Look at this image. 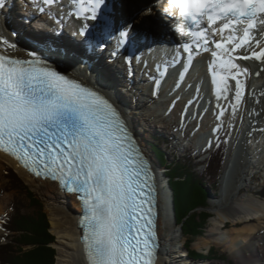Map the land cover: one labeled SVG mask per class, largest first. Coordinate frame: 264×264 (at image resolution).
I'll return each instance as SVG.
<instances>
[{"label":"snow or ice","instance_id":"6c2138e0","mask_svg":"<svg viewBox=\"0 0 264 264\" xmlns=\"http://www.w3.org/2000/svg\"><path fill=\"white\" fill-rule=\"evenodd\" d=\"M51 7L55 0H43ZM76 16L96 21L99 40L111 34V20L105 0H71ZM178 8L176 31L193 43H185L191 61L192 52L211 51L221 70L213 71V83L219 95L227 89L229 77L236 82V102L244 85L239 76V60L264 62V40L253 35L257 23L264 26V0H169ZM0 0V7H3ZM41 12L44 8L39 9ZM151 11V9H147ZM168 14V9L164 10ZM205 21L207 23L205 24ZM247 23L243 35L237 26ZM219 24V27H214ZM86 24L79 35L88 37ZM228 32L226 39L216 34ZM127 29L119 31V42L126 43ZM259 51H249L252 42ZM7 50H0V150L22 161L25 166H41L47 175L59 180L71 192H83L88 211L85 237L90 264H154L156 232L152 193L154 187L147 161L134 147L126 125L117 109L101 94L81 82L62 75L35 51L29 58L11 54L15 44L4 40ZM232 45L231 48L228 46ZM230 55L227 59L222 52ZM116 53L114 52L113 55ZM129 62L130 59H129ZM259 75V73H257ZM220 115H223V110ZM40 173L37 171L36 173ZM147 188V191H145Z\"/></svg>","mask_w":264,"mask_h":264},{"label":"bare ground","instance_id":"6f19581e","mask_svg":"<svg viewBox=\"0 0 264 264\" xmlns=\"http://www.w3.org/2000/svg\"><path fill=\"white\" fill-rule=\"evenodd\" d=\"M19 1L20 0H2L4 6L0 7V50H7V45L3 44V41L7 40L9 43L16 45L14 50H10L11 54L16 57L29 58L28 54L31 50L49 56L54 53L57 57L65 60L67 64L73 65L78 69L80 68V72L84 73L85 71L92 84L101 89L105 85L110 89L115 99L126 106L124 109L125 111H127V109L129 110L127 112L134 124L133 126H135L139 138H162L163 135H160L156 130L153 131L152 129L153 124L151 122L153 120L150 119L152 118L150 114L153 115L156 112L158 114L159 112L171 111V106L173 104L176 105L175 108L177 109L173 111V114L170 112L165 118H171L170 121L174 122L175 126H177L176 124H180L181 119L189 121L187 126L182 128L183 132L186 133L189 126L194 125L190 122L193 119V115L197 116V120H195L194 123L200 121V115L203 113L201 111L206 109L205 104L207 101L204 99L201 100L200 97H197L192 101V97L196 94V90L193 91V88L195 87L196 81L199 79L198 76L195 75V71H193L189 77H186L181 85L177 81L181 75V71L178 68L176 73L170 71L166 75V78H164V81L160 79V75L157 74L154 76L155 80L152 83H148L144 86L138 85L139 88H142L140 94L144 96V99L141 100L137 95L133 94L135 96V99L133 100L132 96L126 97L125 93L122 92L119 87V78L127 80L130 75L121 69L118 71L115 70V62L112 61L110 51L105 45L103 48V46L97 47L96 44H92L95 49L96 47L103 49V55L93 50L83 52V49L79 51L80 56L70 55L68 51L66 52L60 48V43L58 44V41L56 43L54 36L51 41L48 42L49 40L44 37L45 33L42 32L43 28H41L40 25L37 27L34 19H29L27 22L24 21L29 18V15L28 11L19 4ZM138 1L139 0H135L131 7L129 5L126 9V13L128 11L129 15L130 13L131 15H135V13L132 12L138 7ZM155 14H153V16ZM135 20L138 19L135 18ZM144 27L145 26L142 25L141 22H136V30H133L134 32L131 33L134 34L135 39L137 35L142 33ZM257 29H260L261 31L257 32V30H253V35L264 40V26L257 23ZM153 33L157 36L164 37L157 31H153ZM228 35L229 34L227 33L226 38ZM47 36L52 35L49 33ZM69 37H72V35ZM223 37H225V35ZM163 40L165 41V38H163ZM19 42L21 45L26 46L27 49H24V47L21 48L18 44ZM145 44L146 43H141V47L145 46ZM228 47L231 48L232 46ZM260 47H264V43H262ZM213 50L215 49L212 47L210 51H204L202 53L209 62V68H212L210 67V64L215 60L214 58L213 60L212 58L210 60L209 57ZM241 51L247 54L249 51H259V47L255 44V40H253L250 49H243ZM95 55L102 57H96ZM222 55L227 59L230 55L235 56L238 54L224 51L222 52ZM104 58L107 59L106 62L108 61L107 63L109 65L103 62ZM85 60H87L88 63L92 61L95 63L93 71H89V69L85 68ZM156 60L158 61V59ZM234 62L239 64L240 68L233 69V73L236 71H242L244 68L248 69V73L238 77L244 85V91L241 95L240 102H236V82L229 77L227 89L225 90L222 85L219 95L216 90L214 92L216 98L215 104L217 107L212 105L215 110H213L210 115L213 125H211L210 128L205 126L199 131L205 133V136L201 137L202 148L209 152L212 151L221 139L223 128L221 129L220 124L222 119L218 121L219 116H221V111L223 110L224 114V112L229 111V109L235 108V110H237L239 108L236 112V115L239 117L237 118L238 123L235 127V130L237 129L239 131H236V136L232 137V140H230L229 149H227L228 152L226 153L227 156L223 163V173L221 175L223 188L222 198L213 200L215 203V211H217L219 217L213 220L211 224L212 226L206 234L207 237L202 238L205 242L202 241V243L207 247H211L212 242L218 243L230 251L231 254L234 255L233 257H236V259L241 262L244 261L242 260L243 257L250 256L249 262H246L245 260L244 263L264 264V259L258 251L259 241L262 240L261 238H264V225L260 224V222H263L262 219L264 218V199L256 197L253 194L239 195L241 191L248 186V184L244 186L241 181L245 182L248 179V176L252 179L256 174V172L252 173L247 169L243 170V166L246 164L245 160L248 157L247 155H243V152H248L250 147H252V149L255 148L259 144V142L255 141H261L260 135H262L261 132L264 131V62H259L254 59L247 61L235 59ZM95 69H98V72H96ZM213 70L227 74V70H221L219 68L218 62L216 63V66L213 67ZM257 73H259V75H257ZM111 81L115 83V86L119 91L113 87L114 84ZM128 86L129 85H127L126 88H131V86ZM156 88L158 93L157 97L152 94L153 89ZM190 89H192V91H190ZM222 94H224V97H220ZM146 95H150L153 99L149 101L148 107L147 100L145 99L147 97ZM160 97H162V99H160ZM151 103H157L156 107L149 108ZM136 108L138 109L136 110ZM139 111H145L146 113L141 114V118L145 121H149L146 123L148 126L144 129L143 127L141 128L139 124L140 121L142 123L144 120L141 118L137 120L136 112ZM195 111H197L198 114H196ZM163 123L160 127H165V124ZM203 123H205V121ZM158 125L156 123V127ZM147 133H149V135L144 138ZM182 144L184 145L185 143L183 142ZM169 149V146L166 145V150L170 151ZM171 155L172 154L169 153L168 157H171ZM4 163H9L14 166L19 174L31 184L36 185L47 196L49 200L48 210L52 222V231L57 234L59 240L57 245L58 254L56 264H89L87 253L84 250V245L82 243V232L78 227V215L81 212V206L79 207V204L75 201V196L64 192L55 181L49 178L43 179L41 177L33 176L25 167L19 165V163L9 154L0 150V168L4 167ZM235 165H237V167ZM159 173L160 177L163 178V171L159 170ZM240 182L242 184H240ZM169 193L171 195V190H161L160 193L163 211H161L159 220V233L162 240L161 255L157 264H204L197 263L196 260L209 259V257L191 256L187 250L186 239L181 242L177 241L178 239H181V230L183 229L182 227L180 230L176 229L177 217H174V210L171 208L172 200L170 197L168 198ZM172 196V199H174V193H172ZM1 208L2 204L0 203V210H2ZM165 211L168 219H166ZM255 219L257 221H253ZM227 222H231L234 227L225 230L228 228ZM164 223L168 231L167 236L163 235ZM238 223L243 224L238 225ZM2 231L3 229L0 224V234ZM202 243L199 241L197 245H201ZM205 264L222 263H217L213 260L205 262Z\"/></svg>","mask_w":264,"mask_h":264},{"label":"rangeland","instance_id":"374dc122","mask_svg":"<svg viewBox=\"0 0 264 264\" xmlns=\"http://www.w3.org/2000/svg\"><path fill=\"white\" fill-rule=\"evenodd\" d=\"M120 77V76H119ZM120 83L123 81L122 78H119ZM120 86V85H119ZM147 96V95H146ZM177 109L174 108L172 109L170 112H172L171 114H173V111ZM233 109V110H232ZM229 109V111L224 112V114L222 116H219L218 121L221 120V124L220 127L222 129V134H221V139L220 141L217 143V147H216V152L217 153V157L220 154L221 151V147H223L222 149L225 150V158L227 156V152L229 149V143L230 140H232V137H235V132L239 131V130H235L236 124L238 123V117L236 115V112L239 110V108L237 110H235V108ZM146 113L145 111H139L136 112V116H137V120H139V118L142 117L141 114ZM235 113V114H234ZM229 115V116H228ZM173 116V115H172ZM171 116V117H172ZM224 116V118H223ZM197 116L193 115V119L190 121L192 124H194V121L197 120L196 119ZM203 118L205 123H203L202 125L207 126L205 124L209 123L210 121H212L211 117L209 116L208 112H205L203 114ZM171 120V118H169ZM237 119V120H236ZM174 120V119H173ZM164 121H162V119H160V121L155 120L152 121L151 123L155 124V128H160V126L162 125ZM172 121H170L171 123ZM156 123L159 127H156ZM140 127H146L143 126L141 121H140ZM166 125V122L163 123ZM145 125V124H144ZM213 125V124H212ZM204 127H201L204 128ZM264 127V126H263ZM210 128V127H208ZM169 131H161L162 133L165 134V136H171V129L168 128ZM153 131H155V129H153ZM176 134H178V132H176ZM262 135L261 136V141H255V142H259V144L252 149V147H250L248 149V152H243V155H247V159L245 160V166H243V170H249V172H256L254 178H250V176H248V179L243 182L241 181L244 186L246 184H248L247 187H245L241 193L239 194L240 196H243L244 194H253L256 197L259 198H263L264 199V131L261 132ZM149 135V133H147L145 135L144 138H146ZM149 143L152 144H148L149 146H151L152 149H156L153 148L152 145H155V143H153L152 141H150L149 139H147ZM157 146V145H155ZM162 146V145H161ZM160 146V147H161ZM225 146V149H224ZM163 147V146H162ZM161 147V148H162ZM161 148H158L159 150ZM157 149V150H158ZM218 149V150H217ZM171 151V148L169 149ZM241 150V149H240ZM239 150V152H240ZM170 151L167 150L168 153H170ZM177 153L178 155L181 156V154L183 153L182 150L177 149ZM194 155L193 158L189 162V165L192 166L193 171H195L197 173V175L201 174L206 176V181H209V184L206 185V189L208 190L207 193V198H206V205H203V207H198L197 208V212L198 213H207V218L204 222V228H203V232L197 235H193L191 233H183V230H181V239H178L177 241H183L184 239H186V244L188 245V247H190L191 249L197 250L199 253L202 252V256L203 257H209V259H204V260H196L197 263H199L198 261H200L201 263L205 262H209V261H216L217 263H222V264H247L244 263L245 260L246 262H249V258L250 256H246L243 257L242 260L244 261H239L238 259H236V257H233L234 255L231 254L230 251H228L225 247L221 246L218 243H214L212 242L211 247H207L204 243H202L204 237H207L206 234L209 232L210 227L212 226V222L213 220H215V218H218L219 215L217 213V211H215V203L213 202V200L215 199H221L222 194H223V188H222V178L221 175L223 173V165L221 167V169L218 171V173H212V174H206V172H204L205 170L204 167L207 164V162L209 161V155L206 157L205 160H201L200 157H198V152L193 151ZM197 155V156H196ZM183 157V156H182ZM171 159L173 158L172 155L170 157ZM217 159V158H216ZM215 159V160H216ZM238 162V161H236ZM188 165V166H189ZM13 167L11 164L9 163H4V167L0 168V203L2 204V210H0V224L2 226L3 231L0 234V245L8 242L11 240V236L12 235H20V233L16 234L14 232H9L4 228V223H5V218L8 217L10 214H12V203L16 200V201H21L22 202V212L23 213H30L33 211V206L30 204L29 202V198H27L26 196V190H18V189H12L9 182H8V178H6L5 175V169L6 167ZM237 167V165H235ZM235 167V168H236ZM240 167V166H239ZM15 169V168H14ZM18 172V171H17ZM19 174V172H18ZM23 179H24V183L26 184L27 188L32 189V191H34L35 193V197L37 198V200L41 201L43 204V210L45 211V213L47 214V217L49 216L50 218V214H49V210H48V204H49V200L47 198V196L45 195V193H43L36 185L31 184L28 180H26L21 174H19ZM240 182V184H242ZM240 186V185H239ZM38 188V189H37ZM51 221V219H50ZM200 221V220H199ZM253 221H257L256 219ZM263 222H260L261 225H264V218L262 219ZM243 223H238V225H242ZM164 227V232L163 235L167 236V228L165 227V223L163 225ZM176 229L180 230L181 229V225L180 224H176ZM227 229L225 230H229V228L234 227L233 224L231 222H227ZM52 222H51V230L50 233L52 234ZM56 236H54L53 234V238L52 241L50 242V244L48 245L49 247H52L55 250V260H54V264H56L57 261V254H58V236L56 233H54ZM264 234V232H263ZM264 236V235H263ZM23 238V237H22ZM21 237H19V239H22ZM262 240L259 241V248L258 251L260 252L261 257L264 259V238H261ZM201 242V245H197L198 242ZM205 242V241H203ZM218 244V245H217ZM18 244L14 243L13 244V250L16 252L19 250L18 248ZM24 247V249H29L31 248L30 246H22V248ZM169 247V244H168ZM230 252V253H229ZM196 257H199L200 255L198 253H194ZM1 255V254H0ZM164 263V261H163ZM0 264H4L3 261L0 260Z\"/></svg>","mask_w":264,"mask_h":264},{"label":"trees","instance_id":"16d2710c","mask_svg":"<svg viewBox=\"0 0 264 264\" xmlns=\"http://www.w3.org/2000/svg\"><path fill=\"white\" fill-rule=\"evenodd\" d=\"M157 152L161 161L166 162L163 153L159 150ZM215 152L216 150L205 165L204 172L206 174H212L215 171L218 173L222 166L224 151L221 148L218 157ZM168 174H170L171 186L174 191L177 224L181 225L183 233L193 235L202 233L207 213H198L197 208L203 207L207 203L208 190L205 186L209 184V181H206V176L197 175L192 166L180 161L177 156L171 163ZM5 175L12 189L26 190V196L33 206V211L23 213L24 204L22 205L21 201L15 200L12 203L13 212L5 218L4 228L9 232L20 233V235L14 234L10 241L1 244L0 260L4 264H54L55 250L48 245L52 241L53 235H56L54 232H52L53 235L50 233L51 221L43 210L42 202L37 200L32 189L27 188L24 179L14 168L6 167ZM19 237L23 238L20 240ZM14 243L19 245V250L16 252L13 250ZM22 246L31 248L25 250ZM187 250L191 256L198 253L201 257L203 254L190 247Z\"/></svg>","mask_w":264,"mask_h":264},{"label":"water","instance_id":"95a60500","mask_svg":"<svg viewBox=\"0 0 264 264\" xmlns=\"http://www.w3.org/2000/svg\"><path fill=\"white\" fill-rule=\"evenodd\" d=\"M166 190H168V188H166V189H164V191H166ZM171 198V200H172V202H171V208L174 210V217L176 218V208H175V201H174V199H172L173 198V196H172V193H171V195H170V193H169V196H168V198ZM165 215H166V211H165ZM165 217V216H164ZM166 219H168L167 218V215H166ZM176 221V220H175ZM176 223V222H175ZM160 255H161V252H160V254H159V257H160ZM87 258H88V263L90 264V261H89V256H88V251H87ZM199 263H201L200 261H198Z\"/></svg>","mask_w":264,"mask_h":264}]
</instances>
